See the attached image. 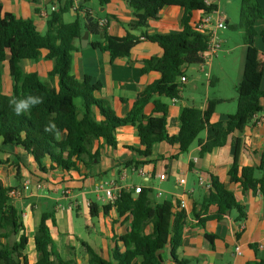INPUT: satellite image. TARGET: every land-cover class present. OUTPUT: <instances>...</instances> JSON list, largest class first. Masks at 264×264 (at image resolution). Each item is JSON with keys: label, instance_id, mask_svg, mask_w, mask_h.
<instances>
[{"label": "trees", "instance_id": "obj_1", "mask_svg": "<svg viewBox=\"0 0 264 264\" xmlns=\"http://www.w3.org/2000/svg\"><path fill=\"white\" fill-rule=\"evenodd\" d=\"M99 1L105 6L111 0ZM127 1L135 13L134 20L126 25L127 35L124 38L109 36L104 29L105 43L93 46L109 53L111 63L129 57L132 50L145 40L157 43L163 54L145 60L142 73L155 71L160 78L146 87L126 117H117L109 102L98 97L102 90L101 83H95L89 77L81 81L71 74L74 42L82 37V20L66 24L63 20L65 11H58L51 15L43 35L30 20L18 19L10 13L0 18V138L5 145L23 149L44 172H47L43 167L45 161L50 162V170L77 171L81 162L88 168L91 163L100 160L102 148H117V130L128 125L136 127L140 139V148L136 152L145 159L152 157L154 146L163 142L178 145V156L186 154L208 128L207 138L198 141V158L203 159L215 149L226 146L235 133L243 134L255 116L263 112V75L257 41L260 38L264 42V30L259 31L256 26L264 20V16L258 0L241 1L238 27L245 31L246 54L243 75L236 88V113L225 121L211 123L219 101H210L204 111L186 107L176 136L168 133L169 108L161 99L180 100L183 89L180 78L185 76L183 68L202 65L200 53L207 49L208 40L193 27V14H210L218 7L207 5L206 0ZM166 7L184 9L182 30L171 34H149V21L157 19ZM87 28L91 33L99 34V26L95 23L87 24ZM136 31L141 35L135 36L133 33ZM44 51L47 52L44 58L55 63L47 82L41 81L37 73H26L21 66L24 60L39 61ZM6 63L13 80L10 95L3 92V65ZM27 95L42 97L43 102L22 115H16L10 100ZM150 104L154 105V115L146 116L145 109ZM50 123L56 127L52 132H46L45 127ZM63 135L65 138H61ZM96 144L98 147L93 154ZM241 149L242 140L239 138L229 171L230 181L240 184L243 192L258 193L264 204V151L260 153L259 165L242 167ZM178 156L174 158L178 159ZM85 157H88V162H85ZM144 164L130 161L124 169H138ZM1 165L4 162H0ZM190 168H195L194 162L190 163ZM17 172L19 175V168ZM208 178L212 182V189L202 198L199 212L194 208L192 215L204 225L209 221L223 220L236 210V221H243L246 218L245 209L235 192L227 189L219 177L211 175ZM13 189L0 181V264H31L26 254L29 238L24 213L10 197ZM152 192L151 188L146 187L139 194L134 190H123L114 205L104 207L106 215L112 208L121 217L129 214L132 218L130 232L119 238L125 251L121 252L117 243L111 261L105 260L90 245L83 243L89 264H165L162 253L168 247L173 264H190L177 255L183 245L188 216L186 210H178L179 203L174 212L170 199L154 202ZM211 208H216V212L211 213ZM91 216L97 217L96 205H91ZM49 221L55 226L53 213L46 211L36 227L34 242L37 261L33 264H78L76 260L62 259L55 247ZM150 226L152 233H147ZM206 238L213 245V237L206 234ZM250 247L255 251L260 249L256 244ZM248 264H264V257Z\"/></svg>", "mask_w": 264, "mask_h": 264}, {"label": "crops", "instance_id": "obj_2", "mask_svg": "<svg viewBox=\"0 0 264 264\" xmlns=\"http://www.w3.org/2000/svg\"><path fill=\"white\" fill-rule=\"evenodd\" d=\"M72 1H74L73 5L71 4ZM213 2L217 5V0H213ZM76 6L78 10H75ZM53 7L57 9L55 12L52 11ZM61 10L65 11L63 20L66 24H71L78 19L84 22L82 37L74 42L71 63L72 76L81 81L89 77L93 82L101 83L102 90L98 97L109 102L117 117H126L146 87L160 78V74L155 71L142 73L145 60L161 57L163 50L157 43L145 40L132 50L129 57L119 58L111 63L109 53L93 46L97 43H105L104 29L109 36L124 38L127 35L126 25L135 18V13L127 0H111L105 6H102L99 0H85L83 2L77 0H0V18L6 13H10L18 19L30 20L35 24L37 31L43 35L46 33L47 23L51 15ZM218 11H220L219 7ZM184 13V9L180 7L164 8L157 19L149 21L148 33L171 34L180 32ZM200 15V12L193 14L192 24ZM103 20H107L108 23L101 28L99 24ZM92 22L99 26V34H93L88 30L87 24ZM263 22L264 20H261L257 23L256 28L259 31L264 30ZM86 33H89V37L84 40L83 37ZM133 34L140 36L141 32L136 31ZM257 47L260 70L263 75L262 88L264 89V42L260 38L257 41ZM46 54L47 52L44 51L43 58L39 61L24 60L21 64L26 73H37L43 82L48 81L49 73L55 65L54 61L44 58ZM244 64L245 56L235 90L241 81ZM3 66V92L10 95L13 80L9 74L8 64ZM213 68L214 63L210 67L211 72H213ZM183 70L188 83L183 85L181 99H161L169 108L168 133L170 136H176L179 133L180 118L186 107H195L204 111L210 101H219V105L237 100V96L230 98V96L218 93L213 100L208 98L202 102L194 93V91H199L197 86L193 85V88L187 89L191 84L188 74L189 67H184ZM196 80H200V76H197ZM215 83L216 79L211 76L207 86L212 87ZM231 109L232 105L228 107L225 114H218L216 107V113L211 123L227 120L229 116L233 115ZM153 110L154 105H148L145 109V115L153 116ZM208 133L209 129L207 128L199 136L198 141L205 140ZM116 137L118 143L116 149L104 147L101 149L99 161L91 163L88 168L84 162H81L77 171L70 172L60 169L50 170L49 161L44 162L43 167L47 169V172H44L23 149L5 145L3 139L0 138V157L4 160H10L4 166L9 167L12 163L16 164L14 176L17 175L19 168L21 187L25 182L30 184V190L24 194V199L33 203L36 199L42 198L47 206L41 215L46 211L53 213L55 226L51 225V221H49V225L55 247L62 259L66 261L76 260L78 264H89V257L83 243L90 245L102 258L108 261L112 260V252L117 243L121 252L125 251V247L119 242V238L130 232L132 218L129 214L119 216L115 208H112L106 215L104 207L108 204L104 201L103 193L95 192V186L99 182L114 183L121 186L131 184L128 180H121L122 170L125 168V164L130 161L146 163L141 165V169L146 171L147 177L145 179L140 178L143 184L134 185L151 188L153 191L151 198L154 202L170 199L174 204V212L177 211V205L181 201L186 202L188 216L184 229L183 245L177 251L179 259L187 260L190 264H248L264 257V249L260 248L255 251L250 247L255 244L264 247V204L262 197L252 191L243 192L240 184H232L229 177L236 142L239 138L242 140L240 165L246 167L260 164V153L264 151V103L263 112L255 116L243 134L235 133L226 146L215 149L203 159L198 158L200 151L198 141L192 145L188 153L180 156H178V145H171L166 142L158 143L153 148L152 157L145 159L136 152L140 148V139L136 127L128 125L119 128ZM61 138H65V135ZM97 147L98 144L95 145L93 154ZM175 156H178V159H175ZM84 160L85 162L89 161L88 157H85ZM191 162L195 163L193 169L190 168ZM12 168L14 169L13 166ZM163 173L168 176V180L165 182L158 179V176ZM198 175L219 177L225 187L237 195L238 200L244 206L246 218L237 222L238 212L233 210L223 220L209 221L201 225V221L192 215L194 208L199 212L200 202L207 195L206 191L198 184ZM181 178H185L187 181L185 188L179 187L177 184ZM0 180L8 186L4 176L0 177ZM157 183H172V191L159 190L156 186ZM39 184H42V189L37 188ZM40 191H43V194L40 195ZM66 191H69L70 195L65 194ZM114 191L116 190L114 189ZM160 192L163 194L162 196H159ZM88 202L91 205H96L97 217L91 216V207H88ZM210 212H216V208H211ZM30 213L28 221L24 220V222L29 238L26 254L29 262L33 264L37 261L34 237L38 224L36 226L31 224L35 217L32 212ZM147 233H152L151 226ZM206 234L213 237V245L207 240ZM238 248L241 255L237 252ZM162 257L165 264H173L170 247L162 253Z\"/></svg>", "mask_w": 264, "mask_h": 264}, {"label": "rangeland", "instance_id": "obj_3", "mask_svg": "<svg viewBox=\"0 0 264 264\" xmlns=\"http://www.w3.org/2000/svg\"><path fill=\"white\" fill-rule=\"evenodd\" d=\"M241 1L242 0H217V5L220 9V12L229 18V27L220 33V38L223 41V49L212 62V64L214 63L213 72H211L209 66L205 67V73L201 72V66L199 65H192L189 67L188 74L191 84L187 87V89L193 88V85L197 86L199 91H194V93L199 98V100H202V102H205V100L208 98L213 100L217 97L218 93H221L225 96H230V98L231 96H237L235 86L239 78L245 56V31L238 27L241 16ZM258 2L264 16V0H258ZM206 73L210 74V79L211 76L216 79L214 86H207V83L210 79L206 76ZM197 76H200V80H196ZM230 105H232L231 114H235L237 111V100H234V102H227L226 104H219L217 106L218 114H225ZM9 161L10 160L8 159L4 160L0 157V162H4V165H7ZM4 165L0 166V177H5V182L7 183L8 187L21 189V177L19 175L14 176V173H16V164L12 163L9 167ZM12 166L15 170L12 168ZM28 178L31 177L28 176ZM129 183L136 185L143 184L142 180L137 176H134ZM156 186H158L159 190L161 191H172L173 184L157 183ZM39 193L41 195L43 194V191H40ZM13 201L15 205L23 211L24 220L28 221L31 214L30 212L33 213L35 220L33 223L31 222V224H34V226L38 224L40 215L43 211H45L44 208L47 206V203L42 198L36 199V201L33 203H30L27 199H13Z\"/></svg>", "mask_w": 264, "mask_h": 264}, {"label": "built area", "instance_id": "obj_4", "mask_svg": "<svg viewBox=\"0 0 264 264\" xmlns=\"http://www.w3.org/2000/svg\"><path fill=\"white\" fill-rule=\"evenodd\" d=\"M78 2L85 1V0H77ZM207 5H213V0H206ZM215 5V4H214ZM57 9L56 7L52 8V11L55 12ZM75 10H78V7L76 6ZM108 21L103 20L100 22L99 26L101 28L105 27L107 25ZM227 23L228 18L223 15L220 11L216 10L212 13H201L200 17L194 22L193 27L196 29L197 32L205 36L208 40L207 49L204 52L200 53V57L202 59V65H201V72L205 73V67L209 66V68L212 65V62L215 57L222 51L223 49V42L220 38V32L227 29ZM206 76L210 79V74L206 73ZM180 83L182 85L188 83V79L186 76H182L180 78ZM134 176H137L138 178L145 179L147 177V173L144 169L141 168H130V169H123L122 170V181H130L133 179ZM159 181L165 182L168 180L167 174L163 173L158 176ZM178 186L185 188L187 186V181L185 178H181L178 180ZM198 184L202 186L207 193L212 189V182L208 177L200 176L198 178ZM38 189H42V184H39L37 186ZM144 186H135L133 183L127 185V186H121L114 183H105V182H99L95 186V192L100 194H104V201L108 205H114L116 201L118 200V197L120 193L123 190H134L136 194L141 193V189H143ZM114 189L116 191H114ZM30 190V184L28 182H25L21 189H13L10 192V197L13 199H24V194L27 193ZM65 194L70 195L69 191H66ZM163 194L160 192L159 196H162ZM88 207H91V203H87ZM187 204L185 201H181L178 207V210H186ZM261 249H264L263 246L260 247ZM237 252L239 255H241V251L238 248Z\"/></svg>", "mask_w": 264, "mask_h": 264}, {"label": "clouds", "instance_id": "obj_5", "mask_svg": "<svg viewBox=\"0 0 264 264\" xmlns=\"http://www.w3.org/2000/svg\"><path fill=\"white\" fill-rule=\"evenodd\" d=\"M43 102V98L35 95H27L23 98H12L10 104L13 106V110L16 115H22L29 111L32 107L39 105ZM55 124L50 123L45 127L46 132H52L55 129Z\"/></svg>", "mask_w": 264, "mask_h": 264}, {"label": "water", "instance_id": "obj_6", "mask_svg": "<svg viewBox=\"0 0 264 264\" xmlns=\"http://www.w3.org/2000/svg\"><path fill=\"white\" fill-rule=\"evenodd\" d=\"M88 37H89V33H86V34L84 35L83 39H84V40H85V39H88Z\"/></svg>", "mask_w": 264, "mask_h": 264}]
</instances>
